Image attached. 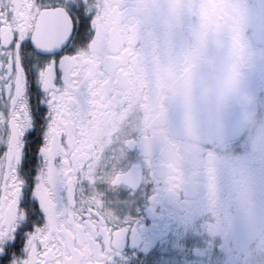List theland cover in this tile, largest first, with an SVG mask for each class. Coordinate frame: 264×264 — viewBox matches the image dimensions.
<instances>
[{"label":"flooded vegetation","instance_id":"obj_1","mask_svg":"<svg viewBox=\"0 0 264 264\" xmlns=\"http://www.w3.org/2000/svg\"><path fill=\"white\" fill-rule=\"evenodd\" d=\"M84 3L117 119L99 175L129 178L95 186L128 228L112 264H264V137L233 91L264 120V0Z\"/></svg>","mask_w":264,"mask_h":264},{"label":"snow or ice","instance_id":"obj_2","mask_svg":"<svg viewBox=\"0 0 264 264\" xmlns=\"http://www.w3.org/2000/svg\"><path fill=\"white\" fill-rule=\"evenodd\" d=\"M84 0H0V264H112L128 228L97 182L118 140Z\"/></svg>","mask_w":264,"mask_h":264},{"label":"clouds","instance_id":"obj_3","mask_svg":"<svg viewBox=\"0 0 264 264\" xmlns=\"http://www.w3.org/2000/svg\"><path fill=\"white\" fill-rule=\"evenodd\" d=\"M233 91L239 95L240 104L244 109L241 128L247 129L254 135L260 133V135L264 137V120H262L259 113L254 110L257 104L256 97L249 92L242 91L239 84L234 86Z\"/></svg>","mask_w":264,"mask_h":264},{"label":"water","instance_id":"obj_4","mask_svg":"<svg viewBox=\"0 0 264 264\" xmlns=\"http://www.w3.org/2000/svg\"><path fill=\"white\" fill-rule=\"evenodd\" d=\"M175 95H176V93H175ZM172 111H173V116L174 117H177V107L176 106H174V108L172 109ZM172 126H173V130L175 132H179L178 123H172ZM235 133H236V131L233 130L232 133L231 132H228L227 134L225 133V136L226 135H229V134H235Z\"/></svg>","mask_w":264,"mask_h":264}]
</instances>
